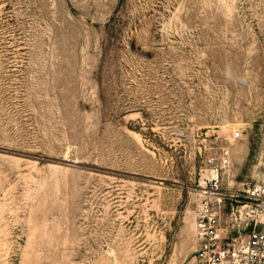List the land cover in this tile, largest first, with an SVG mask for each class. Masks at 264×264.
Listing matches in <instances>:
<instances>
[{"label":"rangeland","instance_id":"1","mask_svg":"<svg viewBox=\"0 0 264 264\" xmlns=\"http://www.w3.org/2000/svg\"><path fill=\"white\" fill-rule=\"evenodd\" d=\"M220 149L264 183V0H0V264H197Z\"/></svg>","mask_w":264,"mask_h":264},{"label":"built area","instance_id":"2","mask_svg":"<svg viewBox=\"0 0 264 264\" xmlns=\"http://www.w3.org/2000/svg\"><path fill=\"white\" fill-rule=\"evenodd\" d=\"M229 158V152L220 149L204 161L207 170L198 187L201 200L194 220V258L197 264H264V183L247 184L242 193L221 191L219 176L229 167ZM225 204L230 205V213L223 220ZM239 221L246 222L245 237L228 234L223 225L234 228Z\"/></svg>","mask_w":264,"mask_h":264}]
</instances>
